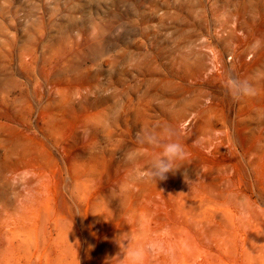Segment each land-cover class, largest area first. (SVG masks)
I'll list each match as a JSON object with an SVG mask.
<instances>
[{
  "label": "rangeland",
  "instance_id": "rangeland-1",
  "mask_svg": "<svg viewBox=\"0 0 264 264\" xmlns=\"http://www.w3.org/2000/svg\"><path fill=\"white\" fill-rule=\"evenodd\" d=\"M148 135L186 153L156 184ZM154 242L264 264V0H0V264Z\"/></svg>",
  "mask_w": 264,
  "mask_h": 264
},
{
  "label": "clouds",
  "instance_id": "clouds-1",
  "mask_svg": "<svg viewBox=\"0 0 264 264\" xmlns=\"http://www.w3.org/2000/svg\"><path fill=\"white\" fill-rule=\"evenodd\" d=\"M259 45V41L254 44V47ZM228 84L233 90L235 96H253L255 95V88L247 81L238 82L229 78ZM145 141L149 144L156 145L162 149L161 153L152 161L150 168L140 173L141 177H146L156 184L157 181L166 179L167 174L175 173L177 169L175 164L179 160L185 158V151L181 143L176 140H169L165 143H160L158 138L154 135L145 137ZM236 206L241 217L246 216V203L243 199L236 200ZM166 231V230H165ZM163 254L167 257L169 264H174L175 255L171 248H165L161 242L149 243L147 245H140L128 250L129 264H146L149 255Z\"/></svg>",
  "mask_w": 264,
  "mask_h": 264
}]
</instances>
